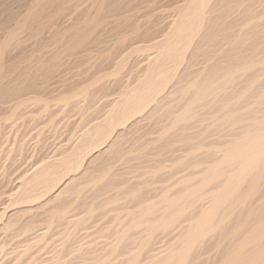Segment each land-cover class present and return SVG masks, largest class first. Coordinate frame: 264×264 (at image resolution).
Returning a JSON list of instances; mask_svg holds the SVG:
<instances>
[{
	"label": "rangeland",
	"instance_id": "obj_1",
	"mask_svg": "<svg viewBox=\"0 0 264 264\" xmlns=\"http://www.w3.org/2000/svg\"><path fill=\"white\" fill-rule=\"evenodd\" d=\"M188 2L0 0V264H151L179 245L217 182L184 192L238 133L229 116L255 107L264 77V0L206 1L164 60ZM226 73L194 102L191 84ZM149 78L155 93L112 116ZM176 197L187 206L178 222L137 223L148 205ZM239 214L188 264H219ZM162 215L155 207L149 217Z\"/></svg>",
	"mask_w": 264,
	"mask_h": 264
},
{
	"label": "bare ground",
	"instance_id": "obj_2",
	"mask_svg": "<svg viewBox=\"0 0 264 264\" xmlns=\"http://www.w3.org/2000/svg\"><path fill=\"white\" fill-rule=\"evenodd\" d=\"M206 1L209 0H189L185 10L183 9V12L180 10L178 17L183 20L182 23H177L173 27L174 29L172 28L171 37L167 38L165 47L168 46V51L163 56L164 60L168 61L175 56L178 42L191 33L193 27L195 28L191 19L197 15V10L205 7ZM181 29H185V32L178 33L177 31ZM260 63H264V61ZM157 72L159 73V71ZM227 76V73L215 75V78L208 79L203 84H191L188 90L193 91L194 102L207 95L205 92L209 86L219 89L221 86H217ZM257 79L255 85L257 86V93L255 94H258L257 102L254 104L255 107L251 108L255 115H249L246 118L243 115L245 112L243 109L232 111L233 114L231 113L229 116L228 122L238 133L234 134V137L219 149V159L207 169L201 184L197 188H188L182 196V198L194 197L201 187L211 182H217L215 189L209 196L208 204L191 218L186 230L181 234L179 245L171 248L161 260L151 264H188L196 245L203 244L207 238L221 230L223 224L233 218L238 211H240V217H244L243 219L241 217L234 228L230 229L228 234L232 245L227 249L226 255L223 256L219 264H264V87L262 86L264 77L260 75ZM156 88L152 79L145 80L144 83L131 90L115 104L111 115L113 116L116 110L124 114L131 113L144 104L155 93ZM244 94L245 92L231 99L232 101L235 99L236 103H239V100L245 96ZM227 108L228 104L224 105L222 111H226ZM251 110L245 112V115L246 113L247 115L251 114ZM225 116L227 115L225 114ZM188 117L186 112H182L177 116L174 123ZM88 136L90 134L85 137ZM219 182H221L220 185H218ZM252 198L256 200L255 206L253 209L248 207L247 210L246 202ZM180 201L179 197L165 198L158 205H148L137 223L149 225L150 229H156L162 224L178 222L187 207L186 205L182 206L181 203L183 202L180 203ZM155 207L164 209V215L159 219L149 217ZM6 215L5 213L4 217Z\"/></svg>",
	"mask_w": 264,
	"mask_h": 264
}]
</instances>
